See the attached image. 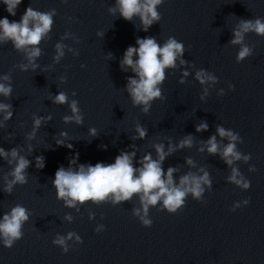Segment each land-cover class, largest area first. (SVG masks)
Here are the masks:
<instances>
[{"label":"clouds","instance_id":"9594fccd","mask_svg":"<svg viewBox=\"0 0 264 264\" xmlns=\"http://www.w3.org/2000/svg\"><path fill=\"white\" fill-rule=\"evenodd\" d=\"M22 0H2L6 6V11L11 16L16 15V10L21 4ZM67 2V0H63ZM164 3V0H116V6L110 7L108 11L115 15L119 11L120 16L126 21H132L133 17L138 16L142 25V31L148 32L154 23L161 20V13L158 11L159 6ZM56 10L52 9L47 12L33 9L30 5L17 22L10 21L7 17L0 18V42L11 41L16 51L24 52L28 64L19 65L20 71L26 72L29 67L32 71H36L39 65L35 62L41 56V49L39 47L41 41L51 32ZM249 33H254L257 36L264 37V18L243 19L239 18L232 29V39L229 41L230 45H239V50L236 55V62L241 63L246 58L252 56L253 46L245 43V37ZM98 35H103L98 32ZM74 37L71 32H66L61 40ZM135 46H129L120 62L121 69L127 71L131 68L135 77L129 76L126 85V91L131 99L134 107H140L144 114H148L155 100H164L162 94L163 82L166 80V69H176L177 60L180 65H185L188 62L183 59L186 51L182 42L175 37L169 36L161 45L157 42L155 37L137 38ZM66 45L62 42L55 44V56L53 60L59 63L65 56ZM72 51V49H69ZM75 56L79 52L74 53ZM111 56V54H109ZM136 56L138 59H133ZM83 68L84 65H81ZM189 75L188 71L183 72V78L179 83H185V79ZM7 83L0 82V95L5 98H10L13 92L11 75L5 74L0 77ZM61 83H65L67 76L59 78ZM195 80L200 85H208L211 83L215 85L219 82V78L212 72L200 68L195 72ZM228 90L234 91L235 86L228 83ZM75 91L72 96H76ZM208 95V89L204 88L200 99L203 101ZM219 96L225 95L224 89L218 93ZM53 104L65 105L67 104L71 115L63 116L65 124L75 122L82 125L84 121L83 113L79 107V101L76 99H69V95L60 91L55 96H50ZM0 113H4L3 120L8 121L13 117V106L10 103L0 102ZM51 115L34 116L32 132L28 134L29 140L33 139L36 131L42 126V122L51 120ZM4 125L0 123V127ZM208 124L202 122L196 126L197 132L207 131ZM137 136L133 139H144L147 137V129L139 123L135 127ZM217 134L221 138H226L228 143L220 152V145L217 142V136L212 135L204 143L209 154L215 155L220 153L224 162L231 167V174L227 177L228 182L239 187L242 190H249L251 182L245 178L241 171L232 167L235 161L243 160L246 164L251 160V154H243L238 148V143H243L240 135L233 130L226 129L224 126L217 125ZM91 136L97 135L95 128L89 129ZM66 132H61L60 136H66ZM57 145H63V140L57 139ZM193 137L189 134L185 136L175 146L169 144L168 151L165 152L164 144L159 143L154 145L157 154V159H153L151 154L145 155L140 161V167L133 166V158L136 152L122 151L115 158V162L111 164L96 163L79 165L78 169L74 170L71 165L75 164L76 159L69 161V167L66 169L60 166L55 172V178L52 180V185L56 190V198L63 200L66 207L77 206L85 204L86 202H93L97 206L102 203L110 202L112 206L120 205L122 202L131 201L134 196L138 197L139 207H134L132 215L135 216L143 227H151L153 224L150 218V208H157L158 211H166L169 214H177L186 206V201L189 196L193 200L204 203V194L206 190L211 191L212 180L207 171H203V175H197L193 172H187L179 177L177 183L174 179V173L178 171L175 167H168L165 172L162 167L163 161L171 153L175 152L177 148L192 147ZM68 148L72 145L68 144ZM135 148V146H132ZM31 150V149H30ZM201 152L205 148L199 149ZM18 148H12L6 151L0 147V157H3L9 165L15 161V166L10 172L4 176L3 192L11 194L14 186L25 185L27 180L26 170L29 168L31 161L19 154ZM189 165L195 166L191 158H187ZM36 167L43 169L45 167V158L41 156L36 157ZM250 172L256 171L255 166L249 168ZM11 177V179H9ZM207 186V189L206 187ZM250 203V199H245L241 202L233 204L230 211H235L237 208L246 206ZM29 210L16 204L10 211L3 214L0 219V242L6 248H12L14 244L20 240L23 233V226L29 221ZM65 219L72 220L70 215H66ZM89 219H94V213L89 215ZM104 225L96 227L97 233L104 230ZM75 237L76 243H83L82 238L75 232H68L66 236L57 234L52 240L53 245L61 248L63 253H67L70 249L68 241Z\"/></svg>","mask_w":264,"mask_h":264}]
</instances>
